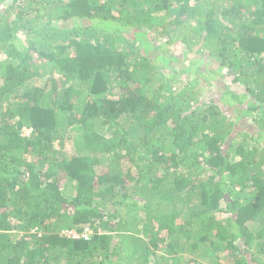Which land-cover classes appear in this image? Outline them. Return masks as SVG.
Instances as JSON below:
<instances>
[{
  "label": "trees",
  "instance_id": "trees-1",
  "mask_svg": "<svg viewBox=\"0 0 264 264\" xmlns=\"http://www.w3.org/2000/svg\"><path fill=\"white\" fill-rule=\"evenodd\" d=\"M0 264H264V0H0Z\"/></svg>",
  "mask_w": 264,
  "mask_h": 264
},
{
  "label": "rangeland",
  "instance_id": "rangeland-1",
  "mask_svg": "<svg viewBox=\"0 0 264 264\" xmlns=\"http://www.w3.org/2000/svg\"><path fill=\"white\" fill-rule=\"evenodd\" d=\"M191 4H193V1H191ZM166 45H167L168 49L171 50L172 53H174V54H182V53L184 54L186 52V47L180 42L179 43H175L174 41H172V42H170L168 44L165 43V46ZM202 61L207 63L210 67H213V69L217 68L218 62L216 60H214L213 58L209 57L207 55V52H204ZM176 70L180 71V68L177 67ZM219 71L221 73H225L221 68H220ZM165 73H167V75H172L173 71L165 69ZM226 74L227 73H225V75H224V79H225ZM191 75H192V73H187V74H184V75H180V78L178 79L177 82L178 83H183V82H185V81H183V79L187 81V79L193 78V77H190ZM240 90H242V88H240ZM28 132H29V129H24V134H28Z\"/></svg>",
  "mask_w": 264,
  "mask_h": 264
},
{
  "label": "built area",
  "instance_id": "built-area-1",
  "mask_svg": "<svg viewBox=\"0 0 264 264\" xmlns=\"http://www.w3.org/2000/svg\"><path fill=\"white\" fill-rule=\"evenodd\" d=\"M75 236H77V234H74ZM84 237H86V234H82Z\"/></svg>",
  "mask_w": 264,
  "mask_h": 264
},
{
  "label": "clouds",
  "instance_id": "clouds-1",
  "mask_svg": "<svg viewBox=\"0 0 264 264\" xmlns=\"http://www.w3.org/2000/svg\"><path fill=\"white\" fill-rule=\"evenodd\" d=\"M30 131V130H29ZM29 133V132H28Z\"/></svg>",
  "mask_w": 264,
  "mask_h": 264
}]
</instances>
